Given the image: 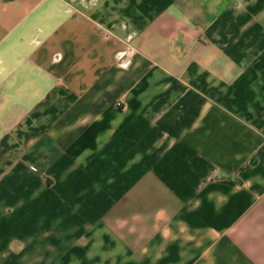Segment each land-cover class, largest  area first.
<instances>
[{
  "label": "crops",
  "instance_id": "0c3cea01",
  "mask_svg": "<svg viewBox=\"0 0 264 264\" xmlns=\"http://www.w3.org/2000/svg\"><path fill=\"white\" fill-rule=\"evenodd\" d=\"M0 264H264V0H0Z\"/></svg>",
  "mask_w": 264,
  "mask_h": 264
}]
</instances>
